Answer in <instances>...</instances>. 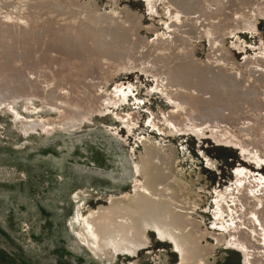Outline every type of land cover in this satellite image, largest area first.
<instances>
[{
	"label": "bare ground",
	"instance_id": "1",
	"mask_svg": "<svg viewBox=\"0 0 264 264\" xmlns=\"http://www.w3.org/2000/svg\"><path fill=\"white\" fill-rule=\"evenodd\" d=\"M144 3L162 29L155 21L145 26L140 11L119 0H0V110L20 120L23 135L39 127L78 131L91 113L121 107L131 90L116 84L106 92L101 86L119 71L138 69L151 74L152 89L171 108L159 119L150 115L146 125L151 129L168 138L183 133L201 140L210 134L220 146L240 145L259 165L264 154V46L250 55L244 51L238 61L225 38L237 31L253 34L264 15L261 0ZM203 40L200 59L195 51ZM233 47L243 51L238 43ZM20 99L26 103L18 111ZM33 99L41 106L35 107ZM51 110L54 116L46 114ZM117 116L130 134L128 120L137 119V113ZM170 142L150 135L139 139L132 188L111 193L95 206L78 202L73 217L77 238L106 264L135 258L150 246V233L170 245L174 264H215L222 245L240 250L243 264H264V173L235 170L233 187L213 195L217 232H209L193 216L202 203L196 190L201 176L180 166ZM206 165L215 169L216 161L206 158Z\"/></svg>",
	"mask_w": 264,
	"mask_h": 264
},
{
	"label": "rangeland",
	"instance_id": "2",
	"mask_svg": "<svg viewBox=\"0 0 264 264\" xmlns=\"http://www.w3.org/2000/svg\"><path fill=\"white\" fill-rule=\"evenodd\" d=\"M105 1L99 0L100 3ZM119 1L123 6L140 11L145 26L155 21L162 29V23L145 12L144 0ZM261 3L264 6V0ZM237 32L225 38V47L231 49L236 60L241 61L244 51L250 55L264 46V15L258 17L254 30H251L253 36ZM234 43L242 45L243 51L237 52ZM205 44L203 40L196 47L195 53L200 59L205 55ZM89 79L96 83L97 77ZM152 81L151 74L138 69L119 71L101 87L111 92L116 84L130 86L126 102L119 108L105 110L107 113L104 115L91 113L82 121L78 131L58 126L51 128L53 131H41L39 127L23 135L20 120L0 110V264H106L94 257L77 238L78 224L73 220L75 209L78 202L95 206L104 203L111 193L130 191L134 181V156L140 150L139 139L148 135L157 136L166 143L171 141L180 156V166L186 172L200 174L196 190L202 197V203L193 216L200 221L202 228L217 232L211 214L213 195L216 191L233 187L236 169L245 168L263 176L264 154L263 161L256 165L240 145L220 146L210 134H205L201 140L183 133L168 138L151 129L146 125L150 115L154 113V117L159 119L162 112L171 109L165 98L152 89ZM52 87L53 84L49 88ZM65 88L63 93L68 94L70 87ZM22 100L15 104L18 111L26 103ZM32 102L35 107L41 106L38 99ZM55 113L51 110L46 114L54 116ZM127 113L138 115L137 119L128 120L132 130L130 134L126 133L117 116ZM84 131L86 135L79 136ZM206 158L216 161L215 169L206 165ZM150 235L151 244L147 249L140 251L135 258L124 260L118 257L113 264H174L176 256L170 245L157 241L152 233ZM208 238L207 242L213 243L212 238ZM214 256L218 259L215 264H243L241 251L236 248L222 245Z\"/></svg>",
	"mask_w": 264,
	"mask_h": 264
},
{
	"label": "water",
	"instance_id": "3",
	"mask_svg": "<svg viewBox=\"0 0 264 264\" xmlns=\"http://www.w3.org/2000/svg\"><path fill=\"white\" fill-rule=\"evenodd\" d=\"M82 133H84V134H80L79 136H83V135H86V131H84V132H82ZM72 234V233H71ZM77 243V242H76ZM78 245V244H77ZM81 250H83L82 248H81ZM84 251V250H83Z\"/></svg>",
	"mask_w": 264,
	"mask_h": 264
}]
</instances>
